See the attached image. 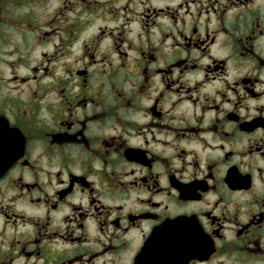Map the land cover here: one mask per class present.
<instances>
[{"label":"flooded vegetation","instance_id":"af4514ba","mask_svg":"<svg viewBox=\"0 0 264 264\" xmlns=\"http://www.w3.org/2000/svg\"><path fill=\"white\" fill-rule=\"evenodd\" d=\"M7 146L0 264H264V0H0Z\"/></svg>","mask_w":264,"mask_h":264},{"label":"water","instance_id":"95a60500","mask_svg":"<svg viewBox=\"0 0 264 264\" xmlns=\"http://www.w3.org/2000/svg\"><path fill=\"white\" fill-rule=\"evenodd\" d=\"M14 151L10 148H0V175L9 168L13 161Z\"/></svg>","mask_w":264,"mask_h":264},{"label":"clouds","instance_id":"9594fccd","mask_svg":"<svg viewBox=\"0 0 264 264\" xmlns=\"http://www.w3.org/2000/svg\"><path fill=\"white\" fill-rule=\"evenodd\" d=\"M177 166H179V164L177 163ZM158 171H161L163 173V169H158Z\"/></svg>","mask_w":264,"mask_h":264}]
</instances>
